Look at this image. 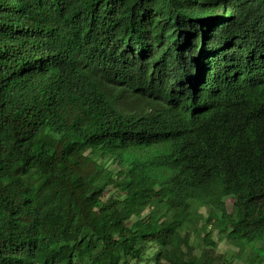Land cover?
<instances>
[{"label":"trees","instance_id":"1","mask_svg":"<svg viewBox=\"0 0 264 264\" xmlns=\"http://www.w3.org/2000/svg\"><path fill=\"white\" fill-rule=\"evenodd\" d=\"M237 260L264 264V0H0V264Z\"/></svg>","mask_w":264,"mask_h":264},{"label":"rangeland","instance_id":"2","mask_svg":"<svg viewBox=\"0 0 264 264\" xmlns=\"http://www.w3.org/2000/svg\"><path fill=\"white\" fill-rule=\"evenodd\" d=\"M110 193H111V191H108L107 194H106V196L109 195ZM232 206H233V200L232 199H228L227 200V203H226L227 210L228 211H231L232 210ZM214 239L216 241L220 240V236L218 235L217 232L214 233ZM219 249H220V251L225 252L228 249L229 250L230 249H233V247L230 246V245H228V244H226V243H224V242H220L219 243ZM237 262L240 263V264H244L242 262H239L238 260H237Z\"/></svg>","mask_w":264,"mask_h":264}]
</instances>
